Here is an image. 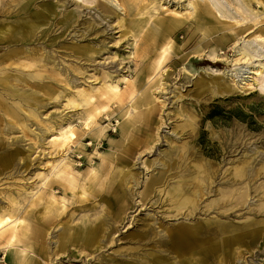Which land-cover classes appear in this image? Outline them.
<instances>
[{
  "label": "rangeland",
  "instance_id": "rangeland-1",
  "mask_svg": "<svg viewBox=\"0 0 264 264\" xmlns=\"http://www.w3.org/2000/svg\"><path fill=\"white\" fill-rule=\"evenodd\" d=\"M15 1L0 0V42L3 43L0 54L7 53L13 46L22 51L0 67L6 68L4 75L25 91L27 98L11 95L0 86V94L20 116L11 117L0 107V213L9 209L10 200L15 196L25 203L37 190L46 189L62 196V189L57 185L49 189L43 184L55 166H70L81 182L87 170L99 164L102 165L101 176L106 178L107 166L113 163L125 170L131 167L139 179L134 189L136 195L130 198L133 208H128L121 216L124 220L115 231L116 235L125 234L140 225L141 218L148 212L166 209V205L154 203L157 196L152 193L148 199L153 206L148 204L134 210L139 200L137 193L156 171L146 162L156 158L160 150L182 144L194 149L201 146L210 153L204 155L203 161H210L212 167L221 171L214 188L227 186L221 177L233 166V160L239 165L249 160L248 169L260 171L251 186L264 182V94L259 87L248 88L241 84L239 75L227 77L212 69H231L239 65L237 42L243 36L225 40L221 33L227 36L240 29L234 19H240L242 26L257 21L264 25V0H250L248 9L239 7L237 0H219L221 10H226L224 13L231 20L209 45L200 40L195 23L187 28L189 20L185 21L173 34L177 51L172 50V56L152 72L151 81L142 71L151 67L157 57L155 43L146 35L147 29L156 20L170 23L173 10L186 9L190 0H117L121 7L110 0H32L24 8ZM45 7L50 8L49 13H44ZM26 21L37 26L32 31V40L9 43L2 36L6 28L15 31L13 33L23 31ZM25 47L33 49L34 53L24 52ZM43 52L51 55V59L37 63ZM250 61L240 63V67L243 75L252 81L257 76L249 73ZM34 68L43 72V83L33 80ZM104 74L109 75L110 81L117 83L122 92L130 87L129 96L122 102L113 100L109 110L99 113L96 123L88 127L85 126L87 111L92 103L80 91L99 89ZM28 76L31 78L26 82ZM15 77L24 79L16 82ZM123 111L127 112L121 117ZM135 114V124L125 138L119 133L118 121ZM67 127L74 131L75 143H69V149L54 145L52 137ZM196 160L200 162L198 159L191 162ZM175 180L176 177L170 182ZM75 189L71 196L74 203L67 207V213L55 220L48 231L40 227V239H36L34 247L26 248L21 264H99V255L113 256L119 249L138 246L127 240L110 242L109 239L97 248H82L74 242L58 251L57 239L64 232L62 222H68L66 227L72 230L85 220L94 225L97 217L101 215V218L108 211L115 217V197L122 194L119 190L107 193L97 189V196L80 202L76 193L81 189ZM216 196L204 197L202 204ZM248 203L261 201L251 191ZM213 210L209 209L206 214L196 210L192 219L210 220ZM34 212L42 226L41 206H36ZM263 214L258 218L264 219ZM226 216L224 214L220 220L230 218L237 224L244 220L239 212ZM171 221L173 219L165 221L159 229L170 225ZM129 225L132 227L128 228ZM239 246L237 251H242L245 259L237 256L234 264H264V233L253 240L243 239ZM138 247L144 254L152 251L147 245ZM152 262L151 259L149 264ZM9 263L0 245V264Z\"/></svg>",
  "mask_w": 264,
  "mask_h": 264
},
{
  "label": "bare ground",
  "instance_id": "bare-ground-1",
  "mask_svg": "<svg viewBox=\"0 0 264 264\" xmlns=\"http://www.w3.org/2000/svg\"><path fill=\"white\" fill-rule=\"evenodd\" d=\"M30 1L32 0H17L15 2L18 6L24 8ZM110 1L120 6L117 0ZM256 1L260 2V0ZM249 2L250 0H237L238 6L245 7V9L249 8ZM221 6L222 2L219 0H190L186 4V9L173 10L170 23L165 24L162 20H156L146 32L147 37L154 41L157 52L156 62L148 69H142L146 79L151 81L153 79L152 72L159 69L172 56L170 54L172 50L173 52L177 51L172 40L173 34L185 21L189 20L186 25L187 28L195 23V29L200 33V40L204 44L209 45L214 42L216 35L220 31L224 32L231 20L224 13L226 10H221ZM48 8L45 7L44 13H49L50 8ZM234 21L240 29L229 32L227 36L221 33L223 34L221 36L225 40L235 39L239 35L243 36V39L237 42L238 62L245 63L251 60L249 73L257 77L252 78V81L248 80L247 76L242 73L240 63L231 69L213 67L212 69L219 70L227 77L235 78L239 75L241 79L238 80L241 81V84L248 88L255 87L257 89L259 87L264 94V25L257 21L249 26H245V24L242 26L240 19H234ZM23 27V31L18 30L17 33H13L15 31L6 28L3 30L2 36L7 38L9 43L32 40V31L37 26L30 21H26ZM157 36L160 38L157 39ZM2 44L0 42V46ZM21 51L13 46L7 53L0 54V64L6 60L10 61L13 55H19ZM24 52L33 54L34 50L25 47ZM50 59L51 55L43 52L40 58L38 57V60H36L39 63ZM13 63L11 62V64ZM5 71L6 68L0 67V86L11 95L25 96L26 92L21 91L9 77L5 76ZM33 75L34 81L42 83L45 81L43 80L44 74L39 69L34 68ZM258 77L260 80L257 79ZM30 78L31 76H28L25 81L29 82ZM23 79L13 78L16 82ZM49 79L53 80L50 77ZM102 79L103 82L96 91H80L81 95L92 103V107L87 111L88 122L85 126L88 127L90 123H96L95 119L99 113L109 110L113 100L116 99L122 102L129 96L130 87L122 92L117 83L110 81L109 75L104 74ZM135 81L136 79L133 82ZM25 98L27 97L25 96ZM101 98L103 100H100ZM0 107L7 115L20 118L18 112L11 107L7 99L3 98L1 94ZM123 112L125 113H121V117L125 116L127 111ZM136 117L137 114L126 116L122 122L118 121L119 133L125 138L130 134ZM9 128H12V126H9ZM74 136V131L67 127L59 130V133L54 135L52 140L54 145L61 148L66 146L69 149V143L73 141ZM73 143L75 142L73 141ZM208 154L210 153L201 146L194 149L193 147L187 148L185 144H182L178 147L170 146L168 149H162L156 158L146 162L151 169H156V171L145 180L143 188L137 193V196L139 194V200H137L138 203L134 210H137L138 207L148 206V204L153 206L149 202L150 199H148L152 193L157 196L154 203L158 202L160 206L166 205V209L163 212H148L146 217L141 218L140 225L132 231L119 235H116L115 231L119 223L124 220V217L121 216L125 214L128 208H133L130 198L134 199L133 195H136L134 189L139 184L137 173L131 167L125 170L122 167H116L115 164L113 166V163H111L107 166L108 179L106 180L107 177L101 176L102 165L99 164L91 166L87 170L84 180L80 182L78 176L71 172L70 166L58 165L53 167L51 172L46 175L43 184L49 189H53L54 185H57L62 189V196H56L53 191L46 189L37 190L34 196L29 197L28 203L15 196L10 200L9 209L0 213V245L5 251L7 262L10 261L9 264H21L24 260L26 248L34 247L36 239H40L38 233L40 227L44 226L43 231H48L55 220L60 218L62 214L67 213V207L72 202L74 203L71 196L75 194V188L81 189V192L76 193L79 195L80 202H84L88 197L97 196V189L104 190L107 193L110 190L118 193L119 190L122 194L115 197V207L117 208L115 217L108 211L101 218V215H99L94 225L85 220L83 224L72 230L70 227H66L68 222H62L64 232L57 239L56 248L58 251L62 250L67 244L74 242L82 248L93 246L97 248L104 240L108 241L110 239V242H116L120 239L136 243L138 246L147 245L152 251L144 254L138 246H131L124 250L119 249L113 256L99 255V264H149L151 259L153 260L151 264H207V261L210 264H226L224 261H227V259L228 262L233 261L232 264H234V260L238 258L237 256L244 260V253L237 251L240 247L239 242L246 238L253 240L264 233V219L258 218V215L264 213V182L251 186V182L260 174V171L248 169L251 163L249 160H243L242 165L234 164L235 161L233 160V166L225 170L221 177L227 186L225 188H214L213 184H215L221 171L212 167L210 161H203L204 155ZM193 159H198L200 162H197V160L191 162ZM67 160L71 162L70 159ZM262 169L264 170V166ZM103 171L105 172V170ZM227 171H229V175H226ZM175 177L176 180L170 182ZM242 182L243 185H241ZM124 188H127V190H124ZM251 191L259 197L261 203L247 204ZM212 194L217 196L208 203L202 204L204 197ZM38 205L42 209L40 217L43 221L42 226L39 225L38 216L34 212L35 207ZM211 208H214L212 219L206 221L203 218L199 220L192 219V215L196 210L203 211L206 214ZM238 212L244 219L239 224L233 222L230 218H228V221L220 220V217L224 214L228 217ZM112 218L113 221H111ZM171 219L173 221L169 223L170 225L159 229L165 221L169 222ZM130 227L132 226L129 225L128 228Z\"/></svg>",
  "mask_w": 264,
  "mask_h": 264
}]
</instances>
